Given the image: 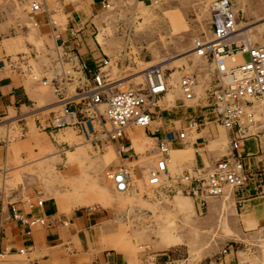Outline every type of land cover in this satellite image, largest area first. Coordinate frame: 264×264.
Masks as SVG:
<instances>
[{
    "label": "rangeland",
    "instance_id": "obj_1",
    "mask_svg": "<svg viewBox=\"0 0 264 264\" xmlns=\"http://www.w3.org/2000/svg\"><path fill=\"white\" fill-rule=\"evenodd\" d=\"M30 1L35 2L0 0V26L4 25L0 40L19 36L23 41V49L13 54L4 50V54L9 56L3 61L4 70L12 77L20 73L24 85H34L36 90L46 94L45 100L53 101L56 107L46 111L36 109L32 115L0 120V145L6 144L7 147L14 143L13 147L6 149L5 164H0L2 203L18 188L22 190L23 196L25 189L33 188L40 198L53 201L57 212L69 214L70 210L77 207L107 209L109 216L106 219L110 227L106 237L124 248L120 255L127 257L129 262L123 264H218L221 250L230 242L235 244L237 255L244 264H264V227L249 231L251 225H248L247 229L240 230L235 220L234 199L226 201L225 198H208L207 207H198L189 195L179 191L173 184L180 177V171L169 168L171 178L167 183L171 187L168 190L149 185L146 182L147 173H140V169L144 171V168L141 164L139 169L138 163L137 169H132L138 181L133 179L130 172L132 178L128 190L125 193L116 192L113 183L107 180V173L120 162L113 144L90 143L88 136L81 135L69 126L55 129L44 127L46 119L60 107L55 102V96L45 87L47 85L35 83L31 79L32 76H49L44 72L39 73L42 67L38 49L33 44L31 29L27 27L29 22L26 11L29 10L27 6ZM211 1L139 0L140 4H137L135 0H112L110 8L100 11L88 10L87 0H40L38 4L48 15L52 14L50 17L56 22L53 24L55 26L65 22L64 17L69 16L70 12L78 14L82 22L85 21L84 29L87 30L88 38L95 43L100 55L110 59L108 70L112 75L123 78L121 82L124 83H119L117 88L141 86L142 69L176 57L170 65L164 67L171 71L169 96L166 98L163 95L159 100L165 119L175 118L173 114L184 116L188 112L197 113L200 109L192 101H186V104L192 105V108L186 110L173 108L172 105L177 97L179 101L177 70H207V63L200 62L191 47L195 37L208 35L207 18ZM230 1L240 22L251 27L245 37L252 43L264 45V0ZM23 21H26V25ZM99 34H102L103 44L97 40ZM3 41L0 47H4ZM6 66H10L15 73ZM29 123L33 127L31 133L28 132ZM175 124L178 128L180 121ZM137 129L142 130L139 127ZM199 129L186 131L183 139L192 142L201 137H209L207 149L224 152L227 143L224 129L212 120H206L205 127L202 125ZM63 132L73 135L76 142L73 145L68 142L57 143L55 137ZM31 134L38 140L35 148L32 141L27 140ZM45 141L49 145H42ZM148 142L149 139L145 138L143 143L149 148L145 153L151 149ZM78 143L81 144L76 146ZM135 149L140 151L139 148ZM191 149L192 156L187 158L189 163L193 160ZM128 153L131 154V151ZM134 153L131 159L136 160L138 156L137 162L146 160L140 158L145 153ZM179 199L190 205L179 206ZM173 239H177L174 244H166L167 240ZM108 252L114 250L109 249Z\"/></svg>",
    "mask_w": 264,
    "mask_h": 264
},
{
    "label": "built area",
    "instance_id": "obj_2",
    "mask_svg": "<svg viewBox=\"0 0 264 264\" xmlns=\"http://www.w3.org/2000/svg\"><path fill=\"white\" fill-rule=\"evenodd\" d=\"M107 5L109 2L104 3L102 8L107 9ZM30 7L28 13L31 17L42 11L38 3L33 2ZM239 26L240 20L230 0H212L209 3L208 35L195 37L191 47L200 62L207 63V70L180 68L176 76L179 108H192V105L186 104L192 99L194 106L203 108V112H188L184 115L182 126L161 133V137L154 142V162L146 171L149 185L169 190L171 186L167 182L170 178L166 175L169 150L181 141L186 131H197L204 121H214L227 133L225 151L212 164L205 160L194 172H182L173 183L179 191L189 195L198 207L205 206L208 198L226 199L228 196L235 203H240L243 198H237L236 192L248 194L249 186L256 188L263 180L260 168L252 169L244 164L246 155L241 147L246 140H258L264 132V45L243 39L242 35L237 34ZM76 32L72 31L74 37ZM52 37L58 38L57 31H52ZM62 43L53 50V62L58 64V69L51 71L46 78L32 76V79L52 87L60 106L56 113L46 119L44 127L55 129L69 126L88 136L90 143L113 144L118 155L127 151L117 142L125 137L126 127L144 128L155 123L151 134L162 129L164 120L159 100L170 87V68L146 66L140 71L141 86L129 85L120 89L117 86L124 83L121 82L123 78L110 73L108 57L99 58L92 68H87L73 49H65ZM237 52L242 55V61L226 65V60ZM74 74L79 75L77 78L80 82L72 85ZM99 104L103 106L101 109L97 107ZM125 160H120L107 173V180L113 183L115 191L124 190L133 171V165ZM162 174H165V180L160 179ZM18 203L23 208H19ZM18 203L8 204V219L26 230L47 225L46 217L30 213L32 209L42 206L43 199L38 193ZM226 248L236 250L232 242L225 245L221 252L224 253Z\"/></svg>",
    "mask_w": 264,
    "mask_h": 264
},
{
    "label": "crops",
    "instance_id": "obj_3",
    "mask_svg": "<svg viewBox=\"0 0 264 264\" xmlns=\"http://www.w3.org/2000/svg\"><path fill=\"white\" fill-rule=\"evenodd\" d=\"M39 1L40 0H35L37 3ZM87 1L88 10L90 11H100L101 9H104L102 8V5L106 2H109V5L107 6L110 8L111 3H113L112 0ZM32 3L33 1L29 2L27 6L28 9L31 8L30 6ZM135 3L140 4L139 0H135ZM26 16L29 22V24L27 23L29 25L27 27L29 30L31 29L30 32L33 36V44L38 49L37 53L39 54L38 57L40 58V66L42 67L39 73L44 72L49 75L51 71L58 69V64L53 62L54 54L52 51L54 50L55 46L58 47V45H60L62 42V45L65 48L73 49L78 59L83 61L87 68H92L94 62L103 57V55H100L101 53L98 52L95 43L88 38L87 30L84 29V26H86L85 21L82 22L78 14L73 15L72 12H70L69 16L64 17L65 22L57 26L51 25V23L55 24L56 22L52 21L53 17H50L52 14L48 15L46 10L37 12L33 17L29 15L27 10ZM23 22L26 25V21ZM80 22H82L81 25L79 24ZM1 29L4 30V25L0 26V33ZM53 30L57 31L58 33V38L56 39L52 37ZM75 30L77 32L76 34L74 33V37L72 31ZM26 39L29 40V36H27ZM94 39L96 42L98 40L100 44H103L102 34L97 36V40L94 36ZM2 41L4 42V47H0V63L2 64L0 65V120L11 117H19L21 115H32V113H35L34 111L36 109L46 111L56 107L53 101L47 102L45 100L46 94L36 90L34 85H24V81L22 80L23 78L21 75H19L20 73L17 74L18 76L12 77L11 74H7V72L4 70L5 64H3V61H6V59L9 57L8 55L4 54V50H7L8 53L13 54L18 50L23 49L22 38L19 36H10L2 39ZM34 45H32L33 48ZM7 69L11 72H14L10 66L7 67ZM77 76L79 78L78 74H74L72 77V84L80 82ZM44 77L46 78L45 75L41 76V78ZM32 80L35 83H40V81H36L34 79ZM45 87H47L55 96V102L57 103V106H59L57 96L54 93L52 87L49 85ZM168 91L169 90H167L165 94L166 98L169 96ZM177 98L173 100V108H178L180 106ZM97 107L101 109L102 105ZM202 112L203 110L199 109L195 114H200ZM173 117L175 118L164 119L163 117L164 122L162 129L158 133H150L155 123H152V126L144 128L139 127L142 130L137 129L138 126H128L124 133L125 137L117 140L118 143H121L122 146L127 149L125 153L119 155L120 160L126 162L125 159H127L130 163L135 162L133 165L134 170H136L137 167L142 164L141 166H143L144 171L140 166V173H147V168L152 165V162H154L155 140L161 137V133L164 130H174L176 128V122L180 121L178 127L182 126L185 122V116H176V114H173ZM202 125L205 127V121L202 123ZM28 128V132L31 133L33 131V127L30 123L28 124ZM225 134L227 136L226 131ZM262 135L263 136L259 137L258 140L249 139L244 141L241 147V151L246 155L243 160L244 164H248L252 169L260 168L262 170L263 180L260 186L256 188L249 186L247 190L248 194H245V192L243 194H241V192H236L235 194L237 198L240 196L243 198L240 203L234 204V211L236 213L235 220L240 230L247 229L249 227L248 225H251L249 231H255L260 227H264V132ZM145 138L149 139L150 141L147 144L151 148L150 152L148 153H145V150L149 149L148 147H145V144L143 143ZM27 140L32 141L34 148L37 146L36 142H38V140L32 134L29 136V138H27ZM55 140L57 143L68 142L70 145H73V143L76 142L74 136L66 132H63L61 135L57 134ZM208 140L209 137H201L192 142H188L182 138L181 141L176 142L168 152V160L166 164L167 177L171 178V171L169 168H173L174 170L180 171L181 173L184 171L194 172L196 168L201 167L202 162L205 160L208 164H212L214 160L217 159L223 152H219V154L216 151L207 149V143H209ZM198 143H202L201 146L197 145ZM80 144L81 143H78L76 146H79ZM13 145L14 143L8 145L7 147L6 144L0 145V164H5L6 149H8L10 146L13 147ZM42 145L47 146L49 143L45 141L42 143ZM191 147L193 148V160L192 163H189L190 161H187V158L192 156ZM135 148H139L140 151H136ZM29 151H32V149H29ZM129 151H131V154L136 152L134 153L135 155L137 153H145L144 155L140 156V158H146V160L143 162H137L138 156L136 160L131 159V154L128 153ZM216 155L218 156L216 157ZM137 163L138 166L136 167ZM3 167L4 166H2V168ZM132 177L134 180L138 181L133 173ZM161 180H165V175L161 178ZM36 193V190L33 188L25 189V195L23 196L22 190L18 188L11 194L7 201L5 200L4 204L2 203L3 200L0 199V257H2L0 259V263L123 264L122 262H129L127 257L120 255L124 250L122 245L117 242L114 244L111 238L107 239L106 237L110 223H108V220L106 219L109 216V213L105 208L77 207L70 210L69 214H65L62 212H57L53 201L44 198L42 206L40 208L32 209L30 213L46 217L47 225L26 230L24 226H20L18 223H15L14 221L7 218L9 213V203H18L25 197L33 196ZM207 202L208 201L206 200L205 207H207ZM116 204L119 203L116 202ZM177 204L182 207L190 205V203L182 202L180 199L178 200ZM18 206L19 208H23L21 203H18ZM114 221L115 220L112 222L115 223ZM175 240L177 241V239H173L172 241L167 240L166 244H174L176 242ZM19 249H22V251L20 252ZM109 249H113L114 252H108ZM218 264L243 263L240 261L235 249L226 248L225 252L220 253L218 256Z\"/></svg>",
    "mask_w": 264,
    "mask_h": 264
},
{
    "label": "bare ground",
    "instance_id": "obj_4",
    "mask_svg": "<svg viewBox=\"0 0 264 264\" xmlns=\"http://www.w3.org/2000/svg\"><path fill=\"white\" fill-rule=\"evenodd\" d=\"M154 2H156V1H154ZM264 22V21H263ZM264 24V23H263ZM251 29V27H249V25H246V24H242L241 22H240V26H239V29H238V35H242L241 37L243 38V39H245V40H247L248 38L247 37H245V33H247V32H249V30ZM178 57V56H177ZM176 57H174V58H171V59H168V60H161L160 62H157V63H153V64H150V65H148V66H156V67H166V66H168V65H170V63L175 59ZM179 58V57H178ZM242 59H243V57H242V55L241 54H239L238 52L237 53H234V55L231 57V58H229V59H227L226 60V65H230V64H236L237 62H240V61H242ZM177 61V60H176ZM137 80V79H136ZM167 92V91H166ZM166 94V93H165ZM164 94V95H165ZM190 101H193L192 99L191 100H189V101H187V102H190ZM160 102V101H159ZM99 105H102V104H99ZM99 105H97V106H99ZM152 124V123H151ZM152 126V125H151ZM128 127H126V129H127ZM125 129V130H126ZM125 130H124V133H125ZM261 135L262 134H260L259 135V137H261ZM165 174H162L161 175V177H160V179L164 176ZM129 180H130V175H129V178H128V181H127V186H125V188H124V190H122V191H117V192H120V193H124V192H126L127 190H128V188H129ZM228 200H232V197L230 196H228L227 198H226V201H228ZM34 228V227H33Z\"/></svg>",
    "mask_w": 264,
    "mask_h": 264
}]
</instances>
